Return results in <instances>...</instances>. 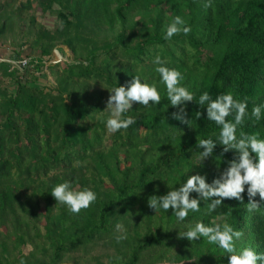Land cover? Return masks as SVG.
I'll use <instances>...</instances> for the list:
<instances>
[{
    "label": "trees",
    "instance_id": "trees-1",
    "mask_svg": "<svg viewBox=\"0 0 264 264\" xmlns=\"http://www.w3.org/2000/svg\"><path fill=\"white\" fill-rule=\"evenodd\" d=\"M33 1L18 0L20 18ZM36 1L58 20L54 30L34 28L29 16L26 43L39 52L36 59L66 45L77 62L50 65L56 85L45 86L39 78L27 80L30 69L10 71L9 64L0 65L6 76L17 75L14 88L0 82V264L21 259L64 264L67 257L99 246L106 260L97 264H228V254L205 238H179L188 225L211 226L213 220L244 233L238 249L251 246L264 253V201L257 194L260 207L249 213L247 186L242 203L225 199L209 213V202L201 200L200 211H190L184 221L171 209L148 207L150 196L166 195L188 176L203 175L212 183L236 158L234 150L223 151L220 127L207 119L206 105L198 99L203 92L212 99L232 92L237 99L247 98L249 116L254 105L264 104V0H211L208 9L203 7L207 0ZM2 7L1 44L8 28ZM177 15L191 31L165 40L166 26ZM157 55L182 73V85L195 94L196 101L184 105L191 126L172 118L179 109L171 106L155 71ZM134 76L155 84L162 100L147 108L134 102L126 115L136 123L109 133L102 94L109 96L110 89ZM83 80H93L104 91L78 93L72 86ZM240 131L258 132L264 139V114L258 122L246 117L238 136ZM199 139L217 142L203 162ZM64 181L74 190H93L96 201L79 214L56 204L51 190ZM117 223L127 230V239L119 243ZM29 243L35 250L25 255L22 247Z\"/></svg>",
    "mask_w": 264,
    "mask_h": 264
},
{
    "label": "clouds",
    "instance_id": "clouds-1",
    "mask_svg": "<svg viewBox=\"0 0 264 264\" xmlns=\"http://www.w3.org/2000/svg\"><path fill=\"white\" fill-rule=\"evenodd\" d=\"M212 6L211 0H207L203 5L205 9ZM190 31V27L185 26L184 19L177 15L166 26L164 39L171 40L174 35L181 32L187 35ZM167 63L168 61L159 55L153 60V64L157 66L155 71L159 73L161 83L166 87L168 101L172 107L179 109L178 112L172 113V118L191 126L184 105L196 101L195 94L182 85V73L167 67ZM109 93L104 110L109 113L106 119L109 133L127 130L136 123L135 117L126 115L131 111L134 102L147 108L159 104L162 100L156 85L142 82L139 76H134L126 85L110 89ZM198 104L202 107L206 105L207 119L220 127L218 143L223 145V151L226 153L234 150L236 158L229 162V166L212 183H208L203 175L188 176L185 183L170 190L166 195L150 196L148 207L155 212L161 209L167 212L171 209L178 221H184L190 211H200L201 200L209 202V213L216 212L225 199H235L242 203V194L247 186V211H256L260 203L254 197L258 194L260 200L264 201V139L260 138L258 132L248 134L240 131L238 136L237 130L244 125L246 117L255 122L260 121L264 114V104L254 105L250 116L247 98L237 99L232 92L220 94L215 99H212L208 92H203L199 96ZM200 116L201 113L197 112L196 118ZM230 116L233 119L229 120ZM196 146L202 149L198 158L203 162L212 156L217 142L212 139H199ZM192 193H196L198 198H192ZM51 195L56 204L67 206L73 214H79L82 209L89 208L97 199L93 190H74L69 181L54 186ZM115 228L117 233H120L116 236L117 243L127 239V230L122 223H117ZM243 235L242 231L234 229L230 224L218 223L216 220H213L211 226L198 221L194 225H188L186 231L179 232V238L196 241L203 237L209 244L218 245L228 254V264H264V253H258L251 246L237 248L236 242L241 240ZM20 264H25V261L21 259Z\"/></svg>",
    "mask_w": 264,
    "mask_h": 264
},
{
    "label": "rangeland",
    "instance_id": "rangeland-1",
    "mask_svg": "<svg viewBox=\"0 0 264 264\" xmlns=\"http://www.w3.org/2000/svg\"><path fill=\"white\" fill-rule=\"evenodd\" d=\"M0 5L2 7L1 17L3 20H6L8 28L6 30L5 35L2 36V44L3 48L8 50V54L10 56L19 58L15 55V52H20L21 56H31L33 58H39L40 54L37 50H32L30 48V44L26 43L28 39V32L29 27L31 26L29 21V16L35 19L34 28H39L40 26L49 30H54L55 27L58 25V20L55 13L51 11H43L42 6L34 0L32 3V9L29 10L27 14L22 16L21 18L17 14L16 6L18 5V0H0ZM57 8V6H55ZM55 50H58L59 53L67 56V62L73 63L77 62L74 59L72 50L66 45H58L52 50L51 56L55 53ZM60 64H63L60 63ZM30 72L26 71L27 80L34 81L36 79L39 80V84L41 86H45L51 83L49 80V76L52 77L53 81L56 85V80L53 75V70L51 69L50 65L46 69L43 65L37 66V68L29 70ZM17 75H5L2 70H0V82L3 85L10 86L14 88L15 80ZM13 85V86H12ZM49 87H46V89ZM73 89H75L78 93H84L87 95L97 94V92L104 91L102 85L95 83L93 80H83L78 81L73 84ZM108 92L102 94L101 97V106L106 109V102L108 100ZM41 210L44 211V207L42 206ZM43 222H41L42 227ZM35 250L34 244H27L22 247L23 254L29 255L31 251ZM105 254L106 252L102 247H92L88 250L82 251L77 255L72 257H67L64 261V264H97L98 261H105ZM74 259H77L76 261ZM20 264V262L18 263ZM162 264H169V263H162Z\"/></svg>",
    "mask_w": 264,
    "mask_h": 264
},
{
    "label": "built area",
    "instance_id": "built-area-1",
    "mask_svg": "<svg viewBox=\"0 0 264 264\" xmlns=\"http://www.w3.org/2000/svg\"><path fill=\"white\" fill-rule=\"evenodd\" d=\"M67 62V56L59 53L58 50H55V53H53L52 56L39 60L36 58H33L31 56L23 57V58H14L13 56H10L9 54H0V65L3 64H9L10 71L18 69L20 72H23L27 69H34L37 68L40 64L43 65L46 69L49 67V65L57 64ZM51 81V84H55L52 77H48Z\"/></svg>",
    "mask_w": 264,
    "mask_h": 264
},
{
    "label": "crops",
    "instance_id": "crops-1",
    "mask_svg": "<svg viewBox=\"0 0 264 264\" xmlns=\"http://www.w3.org/2000/svg\"><path fill=\"white\" fill-rule=\"evenodd\" d=\"M0 54L8 55V50L6 48H3V45L1 43H0Z\"/></svg>",
    "mask_w": 264,
    "mask_h": 264
}]
</instances>
